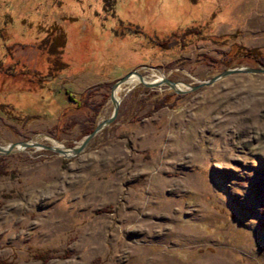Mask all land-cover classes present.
Returning a JSON list of instances; mask_svg holds the SVG:
<instances>
[{"label":"rangeland","instance_id":"obj_1","mask_svg":"<svg viewBox=\"0 0 264 264\" xmlns=\"http://www.w3.org/2000/svg\"><path fill=\"white\" fill-rule=\"evenodd\" d=\"M242 48L264 0H0L1 146L77 145L133 69L188 88L123 83L76 155L0 154V259L264 264V73L185 86L264 67Z\"/></svg>","mask_w":264,"mask_h":264},{"label":"water","instance_id":"obj_2","mask_svg":"<svg viewBox=\"0 0 264 264\" xmlns=\"http://www.w3.org/2000/svg\"><path fill=\"white\" fill-rule=\"evenodd\" d=\"M237 72H252V73H264V67H237V68H230V69H224L221 72L217 73L216 75L212 76L211 78L201 81L199 83H197L196 85H185L187 87H189L190 90H194L202 85L205 84H209L215 80H217L218 78L227 75V74H231V73H237ZM132 75L137 76L139 82L141 83V85L146 86V87H153V86H157L161 83L166 84L169 88H171L173 91L177 92V93H181V92H185L187 89H182L180 87H178L177 83L175 81H172L170 79H167L165 77H160L158 79H154V80H145V78L139 74L137 72V69H133L131 71H128L127 73H125L124 75H122L121 77H119L118 79H116L110 87V92H109V99L112 103V112L111 114L106 117L105 119H103L102 121L98 122L83 138L82 140L75 146L72 147H58L56 145H43L40 143H37L36 141H34L33 139H28V140H21V141H17V142H10L5 146H1L0 145V154H9V153H13L15 151L27 148V147H41L44 149H48V150H52L57 154H61L63 157H70L72 155H76L77 153H79L82 148L86 145V143L100 130L102 129L104 126L108 125L110 122H112V120L114 119L116 113H117V109H118V99L114 97L113 95V91L115 90L116 87H118L119 85L125 83L128 78Z\"/></svg>","mask_w":264,"mask_h":264},{"label":"trees","instance_id":"obj_3","mask_svg":"<svg viewBox=\"0 0 264 264\" xmlns=\"http://www.w3.org/2000/svg\"><path fill=\"white\" fill-rule=\"evenodd\" d=\"M65 41H66L65 33H64V31L60 30L58 36L53 37L51 39L50 46H49L50 51L53 50L55 52L56 49L58 48L59 52H61V49L65 45ZM242 54L244 56L252 57V58L259 60V61L264 60V57L261 55L260 51L256 48H244ZM67 95H68L71 102H75V100L71 98L70 94L67 93ZM0 105H1V103H0ZM91 129L92 128H90L89 131ZM0 172H2V171H0ZM0 264H7V261L5 259H0Z\"/></svg>","mask_w":264,"mask_h":264},{"label":"bare ground","instance_id":"obj_4","mask_svg":"<svg viewBox=\"0 0 264 264\" xmlns=\"http://www.w3.org/2000/svg\"><path fill=\"white\" fill-rule=\"evenodd\" d=\"M133 78H134V79H133ZM135 79L138 80L137 76L132 75V76H130V77L128 78V80H127L125 83H128L129 81H133V80H135ZM122 85H123V84L119 85V86L116 87L115 90L113 91V95H114V97L117 98V99H118V95H117L116 92H117V90H118V91L120 90L119 88H120ZM54 144L57 145L58 147H60V145L57 144L56 142H54Z\"/></svg>","mask_w":264,"mask_h":264}]
</instances>
